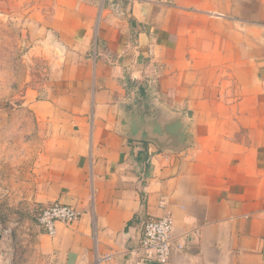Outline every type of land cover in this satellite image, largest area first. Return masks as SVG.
<instances>
[{
  "label": "crops",
  "instance_id": "0c3cea01",
  "mask_svg": "<svg viewBox=\"0 0 264 264\" xmlns=\"http://www.w3.org/2000/svg\"><path fill=\"white\" fill-rule=\"evenodd\" d=\"M37 6L55 38L29 102L42 168L31 204L80 212L53 235L32 222L38 263L160 264L129 251L144 218L169 212L182 248L166 264H264V0ZM131 108L183 115L195 141L173 152L128 137L118 118Z\"/></svg>",
  "mask_w": 264,
  "mask_h": 264
},
{
  "label": "rangeland",
  "instance_id": "374dc122",
  "mask_svg": "<svg viewBox=\"0 0 264 264\" xmlns=\"http://www.w3.org/2000/svg\"><path fill=\"white\" fill-rule=\"evenodd\" d=\"M44 17L37 0H0V264H41L28 236L42 175L29 102L52 58Z\"/></svg>",
  "mask_w": 264,
  "mask_h": 264
},
{
  "label": "built area",
  "instance_id": "2783aa9c",
  "mask_svg": "<svg viewBox=\"0 0 264 264\" xmlns=\"http://www.w3.org/2000/svg\"><path fill=\"white\" fill-rule=\"evenodd\" d=\"M79 216L80 212L75 207L59 203L41 207L35 214L36 223L50 235L55 233L56 222L71 224ZM181 248L182 244L177 242L173 235V218L169 212H166L159 217L144 218L140 227L138 244L129 253L138 260V263L166 264L172 253Z\"/></svg>",
  "mask_w": 264,
  "mask_h": 264
},
{
  "label": "water",
  "instance_id": "95a60500",
  "mask_svg": "<svg viewBox=\"0 0 264 264\" xmlns=\"http://www.w3.org/2000/svg\"><path fill=\"white\" fill-rule=\"evenodd\" d=\"M119 125L130 138L153 142L161 150L177 152L195 141L193 125L181 114L155 116L137 115L131 108L119 115Z\"/></svg>",
  "mask_w": 264,
  "mask_h": 264
},
{
  "label": "trees",
  "instance_id": "16d2710c",
  "mask_svg": "<svg viewBox=\"0 0 264 264\" xmlns=\"http://www.w3.org/2000/svg\"><path fill=\"white\" fill-rule=\"evenodd\" d=\"M34 217H35V215H34ZM33 219V221H35L36 220V217L35 218H32Z\"/></svg>",
  "mask_w": 264,
  "mask_h": 264
}]
</instances>
